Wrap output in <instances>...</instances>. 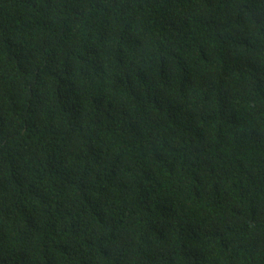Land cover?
Wrapping results in <instances>:
<instances>
[{
  "label": "trees",
  "instance_id": "trees-1",
  "mask_svg": "<svg viewBox=\"0 0 264 264\" xmlns=\"http://www.w3.org/2000/svg\"><path fill=\"white\" fill-rule=\"evenodd\" d=\"M0 264H264V0H0Z\"/></svg>",
  "mask_w": 264,
  "mask_h": 264
}]
</instances>
